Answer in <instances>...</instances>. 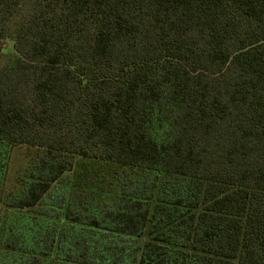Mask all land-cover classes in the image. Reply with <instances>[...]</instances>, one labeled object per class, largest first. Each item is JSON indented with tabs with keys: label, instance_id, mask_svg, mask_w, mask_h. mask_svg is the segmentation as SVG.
<instances>
[{
	"label": "trees",
	"instance_id": "1",
	"mask_svg": "<svg viewBox=\"0 0 264 264\" xmlns=\"http://www.w3.org/2000/svg\"><path fill=\"white\" fill-rule=\"evenodd\" d=\"M0 208V264H264V0H0Z\"/></svg>",
	"mask_w": 264,
	"mask_h": 264
},
{
	"label": "rangeland",
	"instance_id": "2",
	"mask_svg": "<svg viewBox=\"0 0 264 264\" xmlns=\"http://www.w3.org/2000/svg\"><path fill=\"white\" fill-rule=\"evenodd\" d=\"M36 154L35 150L15 149L12 155L11 163L9 164V172L6 178V186L8 191L17 190V184L12 180L15 175L22 174L27 168V161L29 157H33ZM3 215V210L0 208V218Z\"/></svg>",
	"mask_w": 264,
	"mask_h": 264
}]
</instances>
